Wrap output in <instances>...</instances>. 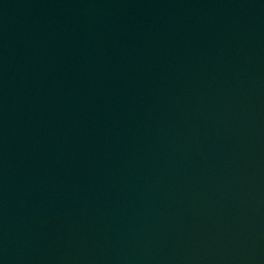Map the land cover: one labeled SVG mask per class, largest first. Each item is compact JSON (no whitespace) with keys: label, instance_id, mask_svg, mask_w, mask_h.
<instances>
[{"label":"water","instance_id":"95a60500","mask_svg":"<svg viewBox=\"0 0 264 264\" xmlns=\"http://www.w3.org/2000/svg\"><path fill=\"white\" fill-rule=\"evenodd\" d=\"M0 264H264V10L1 98Z\"/></svg>","mask_w":264,"mask_h":264}]
</instances>
